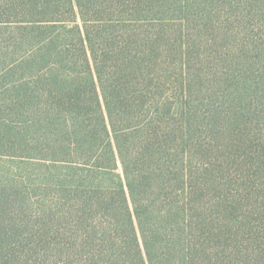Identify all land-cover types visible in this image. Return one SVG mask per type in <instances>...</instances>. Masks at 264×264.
I'll return each mask as SVG.
<instances>
[{
    "label": "trees",
    "instance_id": "16d2710c",
    "mask_svg": "<svg viewBox=\"0 0 264 264\" xmlns=\"http://www.w3.org/2000/svg\"><path fill=\"white\" fill-rule=\"evenodd\" d=\"M0 264H264V0H0Z\"/></svg>",
    "mask_w": 264,
    "mask_h": 264
}]
</instances>
